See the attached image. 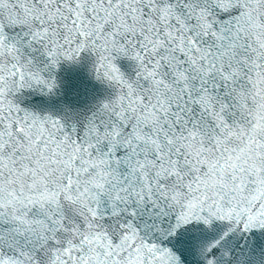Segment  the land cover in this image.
<instances>
[{"label": "snow or ice", "instance_id": "obj_1", "mask_svg": "<svg viewBox=\"0 0 264 264\" xmlns=\"http://www.w3.org/2000/svg\"><path fill=\"white\" fill-rule=\"evenodd\" d=\"M0 264H264V0H0Z\"/></svg>", "mask_w": 264, "mask_h": 264}]
</instances>
